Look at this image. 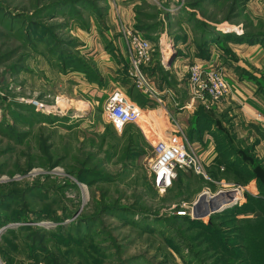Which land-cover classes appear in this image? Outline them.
<instances>
[{"label": "rangeland", "instance_id": "rangeland-1", "mask_svg": "<svg viewBox=\"0 0 264 264\" xmlns=\"http://www.w3.org/2000/svg\"><path fill=\"white\" fill-rule=\"evenodd\" d=\"M132 1L131 25L116 19L113 26L106 16L109 6L116 12L115 6H111L113 0H84L102 13L99 20L86 10V5L78 6L79 0H0L1 12L27 16L31 22L46 27L60 43L70 41V46L62 44L67 46L63 49L69 54L70 62L60 66L58 57L43 44L28 45L20 18H5L0 13V202L15 198L8 207L10 210L0 208V214L19 212L22 215L15 222L5 221L0 226V264H61L54 250L64 259L62 264H139L141 259L148 264H224L226 261L233 264L236 258L241 261L235 264H249L248 258L256 249L247 240L256 237L258 243L261 240L264 243V232L249 230L250 226L264 229L261 226L264 213H249L250 216L241 213L235 218L218 219L217 238L226 244L229 252L214 245L205 229L170 218L176 210H188V206L200 214L211 208L208 206L211 199L215 202L213 208L220 205L223 196L209 199L208 195L219 189L228 190L231 184L242 187L240 198L245 192L254 195L259 192L253 183L231 182L237 179L230 174L215 179L207 171L209 179H203L202 175L182 168H176L170 185L159 190L149 172L150 147L137 126L126 124L120 131L114 130L102 111L106 96L123 85L120 77L114 76L116 54L113 50L121 47L125 53L123 75L127 57L121 28L136 31L133 28L135 8L145 14L142 23L153 26L150 33L137 32L149 41L152 57L159 54V48L163 50L160 59L167 64L176 55L188 61L198 58V33L209 25L227 34L264 33V0ZM73 4L81 17L68 16ZM50 5L63 6L62 11L49 16L45 8ZM180 10L193 19L183 20L185 15ZM109 28L114 32L112 41L104 38ZM91 33L97 35L96 40L90 37ZM176 35L184 37L175 41ZM217 42L210 41L204 48L210 53L217 48L216 44L239 43L233 39ZM255 44L264 50V43L254 41ZM81 62L91 66L93 71L90 69L87 73H93L92 77L75 70L83 66ZM145 73L159 92L161 84ZM105 75L108 81L106 77L103 79ZM90 84L96 85L97 91L90 92ZM127 87L126 92L132 86ZM260 87L264 84L260 83ZM29 101L41 103L43 110L35 109ZM194 103L197 106L201 102L197 99ZM47 106L53 108L48 111ZM172 110L175 107L168 114ZM155 112L144 111L147 119L138 121V125L163 136L166 114L162 112L161 117ZM173 118L176 119L175 115ZM199 196L203 200L196 205ZM50 211L57 220L47 218ZM210 214L201 220L206 221ZM240 219L243 220L240 222ZM75 221L78 231H65L73 230ZM18 227L29 229L13 230ZM6 228L13 229L5 232ZM34 231L43 234L44 250L30 249L28 239L23 237ZM56 231L59 237L53 235ZM254 233L256 236H251ZM169 238L177 245V251L168 244ZM237 243L242 247H235Z\"/></svg>", "mask_w": 264, "mask_h": 264}, {"label": "crops", "instance_id": "crops-1", "mask_svg": "<svg viewBox=\"0 0 264 264\" xmlns=\"http://www.w3.org/2000/svg\"><path fill=\"white\" fill-rule=\"evenodd\" d=\"M120 1L119 3L113 0L114 3L111 5L115 6L116 12L115 9H109L110 6L107 8V19H110L109 23L113 26L116 19L126 25H131L133 21V1ZM113 15L116 18H112ZM110 28L104 34V38L108 41H112L115 38L113 37V29L111 30ZM90 37L93 40L97 39V35L92 33ZM216 47L210 50L208 58L201 59L193 57V60L188 61V58H178L176 55L167 64L162 63L160 58L163 56V50L159 48V54L153 55L151 63L145 66L144 70L148 72L154 82L157 81L161 84L158 90L162 97V105L153 102L152 104H145L144 108L148 111H159L160 113L155 112L157 116L163 117V113L166 114L167 122H163L165 129L162 131L166 135L168 134L166 129L170 127L171 131L173 128L167 119L168 112L171 108L173 109L175 107V110H172V114L175 115L180 128L185 134L187 148L199 153L206 165V169H208L212 166L216 154L214 149V136L210 130L216 126L213 123L209 127V130L204 129L198 134L194 131L189 133V128L194 125L193 111L196 105L194 103L193 108L190 110L183 108V105L188 100V88L186 85L188 64L194 60L200 63L216 64L224 71L223 75L230 86V92L211 105L205 106L202 103L200 105L205 111L211 113L214 119H217L216 124L225 129L230 136H233V142L235 144L239 145V147L249 145L251 155L264 166V87H260V83L264 84V79L262 80V76H264V50L262 51L263 48L259 44L249 45L233 42L225 44L223 48ZM113 51L114 55L116 54L113 68L114 76L120 77L123 85H120L118 88L120 90L122 89L121 91L128 98L125 89L130 84L128 81L125 83L127 77L124 72L123 75L121 73L125 61V53L121 47H116ZM102 52L104 53L106 51ZM105 77L106 81H108V76L105 75L103 79ZM88 87L90 92L97 91V87L94 84H90ZM172 114L170 115L174 116ZM225 118L228 119V122H226L227 119ZM227 126H229L228 129ZM249 183H254L256 186L255 178H251L247 185Z\"/></svg>", "mask_w": 264, "mask_h": 264}, {"label": "trees", "instance_id": "trees-1", "mask_svg": "<svg viewBox=\"0 0 264 264\" xmlns=\"http://www.w3.org/2000/svg\"><path fill=\"white\" fill-rule=\"evenodd\" d=\"M81 1L82 2H80V0H79V2H77L78 6L86 5L87 7H85V8H87L86 10H89L91 15L95 16L97 20H99L101 18L102 13L98 12L94 7H90L89 4H86L84 2V0H81ZM80 3H82V4H80ZM54 5H52V6L50 5L48 8H45L46 14H48L49 16H53L54 14L60 13L62 11L63 6L61 7L60 5H58L55 7ZM70 9L71 10H70V13L68 15L69 17L73 18L75 16H80V10L75 7V4H73ZM1 11L2 10L0 8V13H2L3 17H5V18L6 17L7 18H14V19L20 18L23 21L24 29H23L22 34H23L25 41L28 43V45L33 47V46H35L36 43L43 44L50 53H54L56 55V57H58L57 59L60 61V66H63V65L66 66V63L70 62L69 54H67V52H65V48L63 49V47H67V46H62V44L66 45V43L68 46H70V41H68V42L63 41L64 43H62V42L60 43V41H57V39L53 38V36L51 35V32H49V30H47L46 27H44L42 24H39V23L33 22V21L31 22L27 16L26 17L25 16H19V14L11 15L10 13H3ZM133 12H134L133 28H135L136 31H138V32L142 31V32L150 33L149 31H151L153 26L148 25V24H143L141 21L142 17L145 16V14L141 13L136 8L133 10ZM182 12L185 15L183 20H185L186 22L193 19V18H191L192 16L189 13H187L183 10H180L179 13L181 14ZM148 37L151 38L150 36H148ZM183 37L184 36H177L176 35V36H173V39L175 41H177V40L182 39ZM198 37L199 38H198L197 44H196L197 49H198V53L196 54V56L198 58H201V59L208 58L209 50L207 51V49H205L204 47L210 41H216L217 42L219 39H223V40L224 39H233L234 41H237L239 43L246 42L249 44H253L254 41H255V43H260V42L264 43V33H244L241 35H236L233 33L227 34L225 32H219L217 30H214V27H212L210 25L208 26V29H201V31L198 33ZM217 43H220V42H217ZM216 45L219 46L220 48H223V45H221V44H219V45L216 44ZM82 61L85 62V60H82ZM84 62L83 63L81 62L83 66H80V67L78 66V67H76L77 69L75 68V70L83 72L85 75H88L87 72L90 73L91 72L90 69L92 70V68H90L91 66H89L88 63H84ZM87 65L89 67H87ZM92 74H90L88 76L92 77L93 76ZM263 79H264V76H262V80ZM126 93H127L126 95L129 97V99H131L132 101L137 103L139 106L144 107V105L147 104L146 96L141 94L139 91L133 89L132 87H129V89ZM28 107L33 108L31 105H29ZM28 107L26 106L27 109H28ZM193 115H194V120H193L194 125L189 128V131H188L189 133L194 131L196 134H198L204 129L209 130V127L213 123L216 126V127H213L214 129L212 128L210 130L211 134L214 136V149L216 151V154H215V157L213 159L212 166L207 169L209 175H211V177L216 179V178H219L220 176L222 177V175L224 176V174H230L231 176H234L237 180H240V181L236 180V182H234L233 181L234 178H233L231 182L238 183V184L240 183L243 185L246 184L251 178H255L256 186H257L259 194L254 195V194H250L248 192H245L244 193L245 200L243 202H241L240 204H234L231 206H227V207L223 208V210L220 212L210 214L206 221H202L199 218L190 219L188 217V215H178V214H172L170 218L176 219L179 221H186V222H188L189 225L198 226L202 229H205L208 233H210V235H211L210 237H211L212 241H214V245L217 244L219 249L224 250V252H229L228 251L229 249H227L226 244L223 243L222 241L219 242L220 238L218 240V238H217L218 233H217V229L215 228V225H219V224H217L218 223L217 221L220 217H223V216H233L235 218L236 215H239L241 213H243L244 215H249V213H250V215L251 214L263 215V213H264V207H263V202H264V166L261 165L259 163V161L253 157V155H251L249 145L239 147V145L235 144L233 142L234 141L233 136H230L225 129H223L221 126L216 124L217 119H214L213 115L211 113L205 111L201 105H197L195 107V109L193 111ZM220 167H222V170H220ZM35 195H37V194L35 193ZM4 199H5L4 202H0V208L1 209H3V208L8 209L10 203H13L15 198L10 197V198H4ZM8 210H10V208ZM8 213H10V212H8ZM35 213H37V212H35ZM245 213H247V214H245ZM36 216L39 218L42 217L40 215H36ZM21 217H22V215L19 214V212H17V213L11 212L10 214H0V226L3 225V222H5V221L6 222L7 221L15 222V221L21 219ZM47 218L50 220H57L58 219V217L52 211H50L49 216H47ZM140 219H142V218H140ZM143 220H144V218L142 219V221ZM242 220L243 219H240V222ZM261 224H262L261 226L264 227V221ZM159 225H161L163 227H167L166 226L167 224L159 223ZM72 227H74L73 230L70 229V230H65V231L77 232L79 229L76 221L73 223ZM141 227H142V229L144 228V226H141ZM12 229L13 228H6L5 232H11ZM17 229H22L24 231V229H29V227H18V228L13 229V230H17ZM38 229H40V227ZM259 229L260 228L258 226L256 228H251V226H250V228H249V230L251 232H264L263 228L260 229V231H258ZM239 230L241 232L243 231V229H241V228H239ZM220 232H223V231H220ZM53 233H54L53 235H56L59 237V233L57 231L53 232ZM254 234L255 235L251 234V236H256V233H254ZM1 235H2L1 238L4 240L5 236L3 234H1ZM23 235H24L23 236L24 238L28 239L27 241L29 242L30 249L34 248L36 251H38V249L44 250L43 237H42L43 234H38L36 231H34V232H28L27 234H23ZM237 237H239V239H241V236L239 233L237 234ZM258 240L259 239H257L256 237H250L247 240V241H249L250 246L253 247V249H256V251L253 254H251V256L248 258L249 264H264V243H263V240H261V243H258ZM172 243H174V242H172L169 238L168 244L173 249H175L177 251V245L175 243H174V245H172ZM234 246L235 247H240V246L242 247V244L237 243V244H234ZM54 253L56 255L55 257H57L59 259L60 263L61 264L64 263V259L62 258L61 254L57 250H54ZM178 253H179V251H178ZM235 255H237V254H235ZM181 259L183 261L185 260V262H188V261H186L185 258H183V256H181ZM236 261H241V260H240V258H236V260L234 261L233 264H235ZM138 262H139V264H148L145 259H141ZM55 264H58V263L56 262ZM224 264H231V263L226 261V262H224Z\"/></svg>", "mask_w": 264, "mask_h": 264}, {"label": "built area", "instance_id": "built-area-1", "mask_svg": "<svg viewBox=\"0 0 264 264\" xmlns=\"http://www.w3.org/2000/svg\"><path fill=\"white\" fill-rule=\"evenodd\" d=\"M121 31L126 43L127 58L125 73L130 85L146 96L148 104L154 102L162 105L160 93L154 88L153 83L144 71L145 66H147L152 58L149 41L129 27L123 26ZM187 88L188 100L183 105V108L188 110L193 108L194 102L197 99L205 106H208L219 101L223 95H227L230 92V86L218 66H215L213 63H200L197 61H193L187 66ZM29 102L35 109L39 108L43 110L42 107L44 105L41 103L37 101ZM50 108L53 107L47 106L46 109L50 111ZM102 111L106 121L114 130L120 131L126 124L137 126L140 135L150 147L151 160L149 172L153 184L159 190H163L170 185L176 168L187 169L195 174L202 175L203 179H209L206 174L207 170L204 161L194 151L187 148L185 134L177 120L170 114H168L167 119L172 124V134L168 133L158 136L149 129L145 131L138 125V121H145L147 119V115L143 112L148 110L125 97L119 89L112 90L106 96ZM168 129L170 130V128ZM146 132H148L147 135L145 134ZM220 170H222V167H220ZM241 190L242 187L231 184L228 190L223 191L219 189L214 192L215 194L208 195L209 199L217 195H219V199L220 195L223 198L221 199V203H219L220 205L208 208L205 216L215 210L240 204L244 198V196L239 197L243 193V191L241 193ZM192 210L193 207L188 206V210H176L175 213L188 215L190 219L204 216H195Z\"/></svg>", "mask_w": 264, "mask_h": 264}, {"label": "water", "instance_id": "water-1", "mask_svg": "<svg viewBox=\"0 0 264 264\" xmlns=\"http://www.w3.org/2000/svg\"><path fill=\"white\" fill-rule=\"evenodd\" d=\"M202 200H203V196H199L198 197V200H197V204L196 205H198L200 202H202ZM212 204L214 205V200L213 199H211V200H209V202H208V206L209 207H211L212 208ZM196 207V206H195ZM210 209V208H209ZM195 210V209H194ZM207 213V211L205 210V211H203V212H201L200 214H198V212H196V211H193V214L195 215V216H202V215H205Z\"/></svg>", "mask_w": 264, "mask_h": 264}, {"label": "bare ground", "instance_id": "bare-ground-1", "mask_svg": "<svg viewBox=\"0 0 264 264\" xmlns=\"http://www.w3.org/2000/svg\"><path fill=\"white\" fill-rule=\"evenodd\" d=\"M231 194V193H230ZM221 196V195H220ZM215 203V202H214ZM203 217H200L199 219H202Z\"/></svg>", "mask_w": 264, "mask_h": 264}]
</instances>
